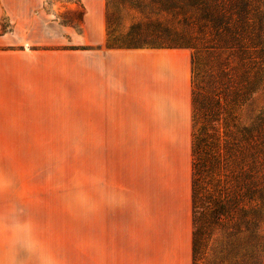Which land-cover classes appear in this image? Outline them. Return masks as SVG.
Masks as SVG:
<instances>
[{"label":"crops","instance_id":"crops-1","mask_svg":"<svg viewBox=\"0 0 264 264\" xmlns=\"http://www.w3.org/2000/svg\"><path fill=\"white\" fill-rule=\"evenodd\" d=\"M78 1L75 18L69 2L0 0V264H194L192 50L111 44L107 0ZM70 127L124 130L182 162L143 247L70 249Z\"/></svg>","mask_w":264,"mask_h":264},{"label":"trees","instance_id":"trees-1","mask_svg":"<svg viewBox=\"0 0 264 264\" xmlns=\"http://www.w3.org/2000/svg\"><path fill=\"white\" fill-rule=\"evenodd\" d=\"M125 9L129 41L192 50L194 264H264V108L242 119L264 88V0H107L108 42Z\"/></svg>","mask_w":264,"mask_h":264},{"label":"rangeland","instance_id":"rangeland-1","mask_svg":"<svg viewBox=\"0 0 264 264\" xmlns=\"http://www.w3.org/2000/svg\"><path fill=\"white\" fill-rule=\"evenodd\" d=\"M64 6L73 4L79 17L78 0H59ZM51 3V2H50ZM67 11L64 15H67ZM134 15L125 9L121 27L114 37L115 45H163L170 43L147 36L127 39ZM114 44L113 42H109ZM81 109V104H73ZM264 108V88L242 111L247 120ZM81 124V121L70 122ZM124 130L109 134L104 130H88L70 127L69 146V201H70V249L84 248H132L143 247L146 235L160 231L159 218L164 205L163 190L170 189L172 163L179 166L174 182L180 186L182 162L163 158L165 146L131 143L124 137ZM55 169L58 171L56 197L61 199L62 156L66 146H55ZM172 177V176H171ZM190 191H191V174ZM191 199V198H190ZM191 202V200H190Z\"/></svg>","mask_w":264,"mask_h":264}]
</instances>
